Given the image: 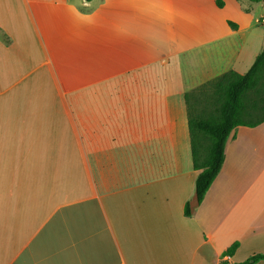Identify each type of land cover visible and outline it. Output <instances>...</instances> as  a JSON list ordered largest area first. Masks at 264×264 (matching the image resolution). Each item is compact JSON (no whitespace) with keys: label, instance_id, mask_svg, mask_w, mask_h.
<instances>
[{"label":"crops","instance_id":"1","mask_svg":"<svg viewBox=\"0 0 264 264\" xmlns=\"http://www.w3.org/2000/svg\"><path fill=\"white\" fill-rule=\"evenodd\" d=\"M222 1L0 0V264L264 254V123L232 131L185 215V96L264 48V4Z\"/></svg>","mask_w":264,"mask_h":264},{"label":"trees","instance_id":"2","mask_svg":"<svg viewBox=\"0 0 264 264\" xmlns=\"http://www.w3.org/2000/svg\"><path fill=\"white\" fill-rule=\"evenodd\" d=\"M249 1L264 4V0ZM216 3L223 5L222 0ZM185 100L193 165L199 172L194 195L185 205V215L191 217L222 170L232 131L238 126L256 127L264 123V48L247 73L226 72L188 92ZM237 246L229 248L227 255H232ZM263 260L264 254H255L239 264Z\"/></svg>","mask_w":264,"mask_h":264},{"label":"built area","instance_id":"3","mask_svg":"<svg viewBox=\"0 0 264 264\" xmlns=\"http://www.w3.org/2000/svg\"><path fill=\"white\" fill-rule=\"evenodd\" d=\"M264 22V21H263Z\"/></svg>","mask_w":264,"mask_h":264}]
</instances>
